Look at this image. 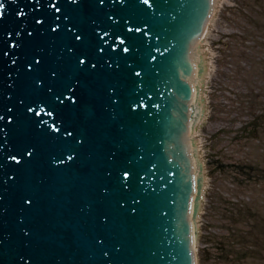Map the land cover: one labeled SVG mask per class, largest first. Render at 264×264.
Instances as JSON below:
<instances>
[{
	"label": "water",
	"instance_id": "water-1",
	"mask_svg": "<svg viewBox=\"0 0 264 264\" xmlns=\"http://www.w3.org/2000/svg\"><path fill=\"white\" fill-rule=\"evenodd\" d=\"M211 11L0 0V264H194V237L210 240L203 257L264 263V216L246 202L208 222L226 230L195 227L201 162L186 125Z\"/></svg>",
	"mask_w": 264,
	"mask_h": 264
},
{
	"label": "rangeland",
	"instance_id": "rangeland-1",
	"mask_svg": "<svg viewBox=\"0 0 264 264\" xmlns=\"http://www.w3.org/2000/svg\"><path fill=\"white\" fill-rule=\"evenodd\" d=\"M197 41L193 60L201 56L206 66L201 75L194 73L196 118L187 131L203 175L195 227L217 233L225 226L208 222H224L226 205L236 213L231 199L264 216V0H214ZM208 242L193 238L195 264H264L255 257H203L198 248Z\"/></svg>",
	"mask_w": 264,
	"mask_h": 264
},
{
	"label": "trees",
	"instance_id": "trees-1",
	"mask_svg": "<svg viewBox=\"0 0 264 264\" xmlns=\"http://www.w3.org/2000/svg\"><path fill=\"white\" fill-rule=\"evenodd\" d=\"M220 166H222V163H220ZM242 168V166H237L236 167V170H239V169H241ZM251 169V167L249 166V167H243L242 168V171H246V172H248V170H250Z\"/></svg>",
	"mask_w": 264,
	"mask_h": 264
},
{
	"label": "bare ground",
	"instance_id": "bare-ground-1",
	"mask_svg": "<svg viewBox=\"0 0 264 264\" xmlns=\"http://www.w3.org/2000/svg\"><path fill=\"white\" fill-rule=\"evenodd\" d=\"M194 43H195V41H194ZM198 93H199V92H198V89H197L196 92H195V99H194L196 103H197V98H196V96L198 97ZM193 97H194V96H193ZM195 218H196V217H195ZM195 218H194V221H195Z\"/></svg>",
	"mask_w": 264,
	"mask_h": 264
}]
</instances>
